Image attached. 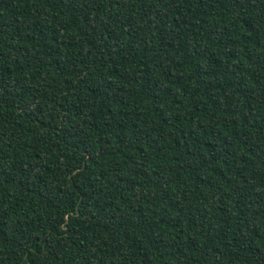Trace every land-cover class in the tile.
<instances>
[{"label": "trees", "instance_id": "trees-1", "mask_svg": "<svg viewBox=\"0 0 264 264\" xmlns=\"http://www.w3.org/2000/svg\"><path fill=\"white\" fill-rule=\"evenodd\" d=\"M0 264H264V0H0Z\"/></svg>", "mask_w": 264, "mask_h": 264}]
</instances>
